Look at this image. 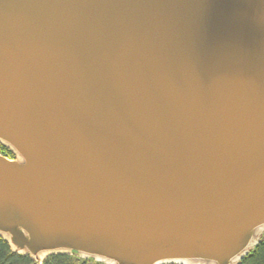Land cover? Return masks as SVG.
<instances>
[{
	"label": "water",
	"instance_id": "obj_1",
	"mask_svg": "<svg viewBox=\"0 0 264 264\" xmlns=\"http://www.w3.org/2000/svg\"><path fill=\"white\" fill-rule=\"evenodd\" d=\"M0 144V237L32 264H241L264 0H0Z\"/></svg>",
	"mask_w": 264,
	"mask_h": 264
},
{
	"label": "trees",
	"instance_id": "obj_2",
	"mask_svg": "<svg viewBox=\"0 0 264 264\" xmlns=\"http://www.w3.org/2000/svg\"><path fill=\"white\" fill-rule=\"evenodd\" d=\"M0 155L14 159L10 149L0 144ZM33 261L27 257L15 253L9 244L0 237V264H32ZM43 264H104L94 260H85L73 255H53L48 257ZM241 264H264V241L249 255Z\"/></svg>",
	"mask_w": 264,
	"mask_h": 264
}]
</instances>
